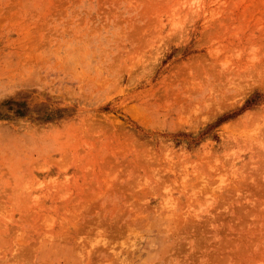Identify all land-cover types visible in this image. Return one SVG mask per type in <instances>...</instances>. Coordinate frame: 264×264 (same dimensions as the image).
<instances>
[{
	"label": "rangeland",
	"instance_id": "374dc122",
	"mask_svg": "<svg viewBox=\"0 0 264 264\" xmlns=\"http://www.w3.org/2000/svg\"><path fill=\"white\" fill-rule=\"evenodd\" d=\"M0 115V264H264V0H0Z\"/></svg>",
	"mask_w": 264,
	"mask_h": 264
},
{
	"label": "trees",
	"instance_id": "16d2710c",
	"mask_svg": "<svg viewBox=\"0 0 264 264\" xmlns=\"http://www.w3.org/2000/svg\"><path fill=\"white\" fill-rule=\"evenodd\" d=\"M257 94L254 93L250 95L245 101L242 107L249 106L257 100ZM8 108H12V115L13 117L16 116H27L31 120L35 121H50L52 119L58 118L59 115H57L58 110H46V109H40V108H34V107H27L25 102L21 101H11ZM32 108V109H31ZM5 117H11L7 114H2ZM56 115V117L54 116ZM1 116V115H0Z\"/></svg>",
	"mask_w": 264,
	"mask_h": 264
}]
</instances>
